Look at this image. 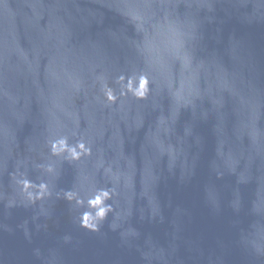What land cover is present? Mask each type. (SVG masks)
<instances>
[{"label": "water", "instance_id": "95a60500", "mask_svg": "<svg viewBox=\"0 0 264 264\" xmlns=\"http://www.w3.org/2000/svg\"><path fill=\"white\" fill-rule=\"evenodd\" d=\"M0 264H264V0H0Z\"/></svg>", "mask_w": 264, "mask_h": 264}, {"label": "clouds", "instance_id": "9594fccd", "mask_svg": "<svg viewBox=\"0 0 264 264\" xmlns=\"http://www.w3.org/2000/svg\"><path fill=\"white\" fill-rule=\"evenodd\" d=\"M77 148L84 150V144L80 143L79 145H68L66 143V139H61L52 144L53 154H60L63 152H67L68 156L66 158H70V159H78L79 156L81 155V152L77 151ZM97 201H99V197H97ZM100 211L103 212V208H101Z\"/></svg>", "mask_w": 264, "mask_h": 264}]
</instances>
